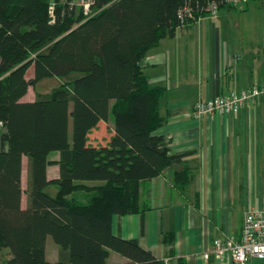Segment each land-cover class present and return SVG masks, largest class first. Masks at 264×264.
<instances>
[{"label":"trees","instance_id":"16d2710c","mask_svg":"<svg viewBox=\"0 0 264 264\" xmlns=\"http://www.w3.org/2000/svg\"><path fill=\"white\" fill-rule=\"evenodd\" d=\"M211 1L94 0L84 14L72 0H0V253L7 264H108L110 253L126 260L112 264H163L136 239L111 232L113 215H143L141 184L186 156L154 135L166 121L159 113L165 90L149 85L139 62L182 23L205 17ZM71 74L78 76L70 83L22 101L40 81ZM51 163L55 179L47 177ZM191 178L184 166L175 172L179 192ZM48 237L57 246L53 263ZM163 242L172 251L170 233Z\"/></svg>","mask_w":264,"mask_h":264},{"label":"crops","instance_id":"0c3cea01","mask_svg":"<svg viewBox=\"0 0 264 264\" xmlns=\"http://www.w3.org/2000/svg\"><path fill=\"white\" fill-rule=\"evenodd\" d=\"M248 4L222 8L214 17L177 27L173 37L161 39L139 62L149 85L165 90L159 113L166 121L154 135L164 138L171 153L186 156L141 184L143 215H113L111 232L136 239L163 264H234L228 253L220 258L208 254L212 241L238 239L245 211L264 205V96L245 103L236 114L192 115L197 101L264 82V23L229 20L237 11L248 10ZM28 90L22 101L35 99ZM100 126L106 135L105 125ZM3 131L0 124V134ZM49 159L56 161L58 153ZM183 166L192 178L179 192L174 175ZM26 168L24 157L22 178ZM46 173L49 179L57 178L58 165L49 164ZM26 202L23 194L22 206ZM167 233L172 251L163 242ZM45 255L51 263L57 259V246L50 237ZM8 258L6 251L1 252L0 264H7ZM124 261L110 253L107 263ZM250 264H264V259H252Z\"/></svg>","mask_w":264,"mask_h":264},{"label":"built area","instance_id":"2783aa9c","mask_svg":"<svg viewBox=\"0 0 264 264\" xmlns=\"http://www.w3.org/2000/svg\"><path fill=\"white\" fill-rule=\"evenodd\" d=\"M94 0H78L84 14L90 10ZM252 0H213L208 4L206 16L214 17L219 12V3L230 7H241ZM218 2V4H217ZM185 13L189 10L185 9ZM183 18V13H179ZM183 25V23H182ZM264 96V82L252 85L239 93L197 101L192 108L195 118L208 114L230 115L238 113L245 103H250ZM1 124V123H0ZM208 254L216 258L230 254L234 264H250L252 259H264V205L245 211L243 215L242 232L238 239L227 236L225 240L214 239L208 249Z\"/></svg>","mask_w":264,"mask_h":264},{"label":"rangeland","instance_id":"374dc122","mask_svg":"<svg viewBox=\"0 0 264 264\" xmlns=\"http://www.w3.org/2000/svg\"><path fill=\"white\" fill-rule=\"evenodd\" d=\"M78 0H75L74 3L76 4ZM251 4V5H250ZM250 7L248 10L244 12L237 11L234 15H232V18L229 19L230 21H235L239 23H264V0H252L249 2ZM79 7V6H77ZM90 11V10H89ZM89 11L85 14H89ZM32 73V69L29 68L27 71L26 76L30 77ZM77 74H71L65 78H47L42 81H40L35 88H29L28 95L33 96V94H40L45 95L50 93L53 89L59 87L62 83H70L75 77H77ZM26 172L24 171V175L22 178V187L23 189L26 187Z\"/></svg>","mask_w":264,"mask_h":264}]
</instances>
